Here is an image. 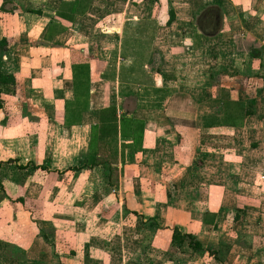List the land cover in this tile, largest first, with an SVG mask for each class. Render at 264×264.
Returning a JSON list of instances; mask_svg holds the SVG:
<instances>
[{"label": "crops", "instance_id": "1", "mask_svg": "<svg viewBox=\"0 0 264 264\" xmlns=\"http://www.w3.org/2000/svg\"><path fill=\"white\" fill-rule=\"evenodd\" d=\"M2 39L0 264H264V0H0Z\"/></svg>", "mask_w": 264, "mask_h": 264}, {"label": "trees", "instance_id": "2", "mask_svg": "<svg viewBox=\"0 0 264 264\" xmlns=\"http://www.w3.org/2000/svg\"><path fill=\"white\" fill-rule=\"evenodd\" d=\"M78 5L80 4H76L74 6V8L72 9V13H75V14H83V12H85L86 8H87V5L83 6V8L80 9V7H78ZM211 8V7H208V9ZM205 10L203 13L205 14L206 11H209V10ZM212 9H216V7L212 8ZM212 11V10H210ZM202 13V15H203ZM201 15L199 16V19H201ZM206 19V18H204ZM203 19V20H204ZM215 17L213 18V21H214ZM202 20V19H201ZM201 21H199L198 19L196 20V28L197 30L201 33V34H205V35H209V32H205L204 29H203V26L201 25L200 23ZM212 25L209 24V26ZM208 26V27H209ZM3 42V39L0 41V43ZM224 95V94H223ZM222 97V96H221ZM224 98H226V96H224ZM249 107H252V105H249ZM108 113L110 112L111 113V116L114 117L115 119V116H114V109H108L106 110ZM252 113V110L251 109H242L241 107H239L238 105H234V108L233 109H226L224 108L223 109V119H222V123H225L224 125L225 126H229V127H240L242 125V121H243V118L249 114ZM132 215H134L135 213H131ZM146 222H143V225L144 227H152L153 230H156V225L153 223V222H147V225H145ZM183 240L187 243L188 247L191 248V249H196L198 246L196 245V243L193 241V238L186 234V235H181L178 233V231L174 228L171 230V244H177V246L180 245V243L183 242ZM199 248V247H198Z\"/></svg>", "mask_w": 264, "mask_h": 264}, {"label": "rangeland", "instance_id": "3", "mask_svg": "<svg viewBox=\"0 0 264 264\" xmlns=\"http://www.w3.org/2000/svg\"><path fill=\"white\" fill-rule=\"evenodd\" d=\"M215 8L216 6H211V8H206L205 10H209V11H206V13L204 14L203 12L205 11V10H201V12H199L196 16H195V18L193 19V23H194V27L196 28V26H195V24H196V20L198 19L199 21H201L200 23H201V25L203 26V29H204V31L205 32H211V28H209L208 26H209V24H211L212 23V25L213 26H215V22H216V20H215V22L213 21V18L215 17V18H218V17H216V15H218V11H219V9H218V7L216 8V9H212V8ZM210 10H212V11H210ZM202 13H203V15H202ZM202 16L201 17V19H199V16ZM204 18H206V19H204ZM204 19V20H203ZM147 231L149 232V233H152L154 230H153V228L152 227H149L148 226V228H147ZM147 236H149V234H147ZM146 240L144 241V243L146 244V242H147V240H148V238H145ZM144 244V245H145ZM143 245V246H144ZM143 248L144 247H141V248H139V250L137 251V254H135V256H134V260L135 261H133V264H150L151 262H150V260L149 259H147V257H145L144 256V251H143Z\"/></svg>", "mask_w": 264, "mask_h": 264}]
</instances>
